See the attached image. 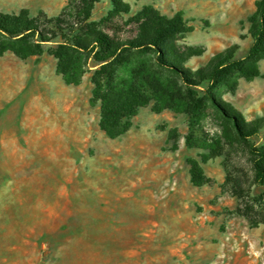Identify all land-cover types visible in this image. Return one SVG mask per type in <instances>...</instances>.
Here are the masks:
<instances>
[{"label":"rangeland","instance_id":"374dc122","mask_svg":"<svg viewBox=\"0 0 264 264\" xmlns=\"http://www.w3.org/2000/svg\"><path fill=\"white\" fill-rule=\"evenodd\" d=\"M258 1L122 0L131 8L122 20L148 6L168 18L183 13L194 30L180 43L205 51L189 63L197 69L226 51L248 54ZM67 4L0 0V13L52 18ZM113 10V0H101L91 29L73 36L126 41L136 28L104 23L121 19ZM53 42L39 57L0 59V264H264V225L251 229L231 215L237 200L221 190L224 160L202 165L213 186H193L188 161L201 164L206 152L186 147L187 117L158 113L152 102L127 135L110 140L100 104L91 103L98 65ZM64 56L80 66L79 86L58 73ZM260 71L233 93L218 92L248 122L264 117V61ZM252 142L262 145L264 131Z\"/></svg>","mask_w":264,"mask_h":264},{"label":"trees","instance_id":"16d2710c","mask_svg":"<svg viewBox=\"0 0 264 264\" xmlns=\"http://www.w3.org/2000/svg\"><path fill=\"white\" fill-rule=\"evenodd\" d=\"M100 1L67 0L61 14L52 18L44 12L32 17L28 10L18 15L0 13V59L8 53L22 60L42 56L45 47L57 38L68 50L86 54L87 60L99 67L93 77L91 103L100 104V128L110 140L127 135L138 112L152 102L158 113L185 115L190 130L186 147L206 152L201 164L188 161L193 186H213L202 165L223 159L226 179L222 193L237 200L231 215L246 220L251 229L263 226L264 143L257 146L252 141L264 131V117L248 122L242 112L219 99L218 92L233 93L241 80L261 77L264 0L256 3V13L250 19L253 44L248 54L236 59L232 51H226L197 69L189 63L205 51L180 43L194 30L181 12L168 18L148 6L124 22L122 17L129 16L131 8L122 0H113L110 16L121 19L117 23L106 19L104 23L120 27V32L135 26L132 37L126 41H113L103 34L98 38L96 33L95 41L74 37L75 32L91 29L93 12ZM100 39L103 43L98 42ZM58 59V73L66 84L79 86L83 78L80 66L70 56ZM254 189L259 193L254 194Z\"/></svg>","mask_w":264,"mask_h":264},{"label":"crops","instance_id":"0c3cea01","mask_svg":"<svg viewBox=\"0 0 264 264\" xmlns=\"http://www.w3.org/2000/svg\"><path fill=\"white\" fill-rule=\"evenodd\" d=\"M63 11V9L61 11H59L57 14H54L52 17H57L61 14V12Z\"/></svg>","mask_w":264,"mask_h":264}]
</instances>
